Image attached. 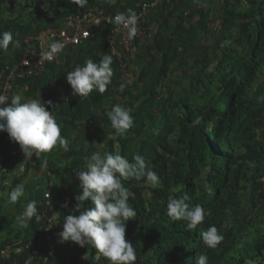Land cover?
I'll list each match as a JSON object with an SVG mask.
<instances>
[{"label": "trees", "instance_id": "trees-1", "mask_svg": "<svg viewBox=\"0 0 264 264\" xmlns=\"http://www.w3.org/2000/svg\"><path fill=\"white\" fill-rule=\"evenodd\" d=\"M144 4L146 43L135 38L121 60L112 51L111 27L103 25L85 43L63 48L40 75L13 85L9 101L17 93L52 101L46 108L69 150L57 146L24 160L19 144L0 132V264H110L91 245L58 236L80 191L74 171L98 150L129 161L138 153L159 177L156 187L122 181L137 213L126 222L134 264H195L201 253L208 264H264V0H87L83 7L74 0H0V33L19 41L0 49V72L17 61L26 38L63 26L75 12L138 14ZM104 54L113 57L107 91L73 95L67 72ZM115 104L133 117L123 134L106 116ZM21 183L25 194L11 203L8 194ZM183 193L205 209L193 230L167 215L169 196ZM31 200L40 219L18 220ZM211 225L224 237L214 249L200 235Z\"/></svg>", "mask_w": 264, "mask_h": 264}, {"label": "clouds", "instance_id": "clouds-1", "mask_svg": "<svg viewBox=\"0 0 264 264\" xmlns=\"http://www.w3.org/2000/svg\"><path fill=\"white\" fill-rule=\"evenodd\" d=\"M74 2L83 7L87 0ZM113 22L128 29L130 36L136 35L138 17L132 9L118 12ZM10 43L19 47V41H13L11 32L0 33V49L7 50ZM64 47L62 41L53 42L49 50L43 53V59L51 61ZM133 48L134 45L130 51ZM125 52L123 49L120 51L121 58ZM112 64L113 57L104 54L98 63L88 59L82 66H75L66 76L72 94L87 97L93 90L99 93L107 91L113 76ZM46 105L52 107V101L42 102L40 96L39 99H27L17 93L9 101L7 95L0 94V132H6L12 141L19 144L24 160H30L33 155L39 158L42 153L50 152L57 146L65 152L69 150V141L61 135V125ZM106 116L117 134H123L133 125L131 110L121 104L113 105ZM3 172L0 169V173ZM74 174L80 191L74 197L75 207L63 217L59 241L72 242L80 247L91 245L110 264H134L136 250L126 238V222L135 219L137 213L129 203L132 193L122 181L129 178L137 181L144 179L156 187L160 182L157 173L147 166L145 158L138 153L129 161L119 152L98 150ZM24 194L25 187L21 183L10 191L8 199L15 203ZM86 201H90L92 206L86 208ZM188 201L187 193L169 196L166 210L174 221H186L187 229L193 230L204 222L205 209L199 204L190 205ZM63 206L67 207V203ZM23 216L29 220L40 219L35 200L27 202ZM200 235L203 243L213 249L224 239L215 225L209 226ZM195 264H208V256L201 253L195 257Z\"/></svg>", "mask_w": 264, "mask_h": 264}, {"label": "built area", "instance_id": "built-area-1", "mask_svg": "<svg viewBox=\"0 0 264 264\" xmlns=\"http://www.w3.org/2000/svg\"><path fill=\"white\" fill-rule=\"evenodd\" d=\"M148 8L149 6L144 4L141 11L137 14L138 22L135 36H130L128 29L118 26L113 22L116 13L110 14L104 11V9L89 7L67 16L63 26L50 27L42 30L35 36L26 38V45L22 49L23 53L17 61L12 66L7 65L5 70L0 72V94L10 97L13 85L18 79L40 75L49 63L57 61L59 53H56L54 59L51 61L43 59V53L49 50L50 44L62 41L65 47L69 45H81L90 37L96 35L103 25L111 27L109 41L112 51L118 57V60H121L120 46L123 47L124 51L129 52L132 45H134L135 38L140 43H145L147 31L150 27L146 22V17L149 13ZM124 66L125 64L123 63ZM48 193L45 195L48 199L47 204H49L50 198ZM24 219L23 214L18 217L20 221H24ZM49 228L50 226L48 225ZM7 252V250L3 251L2 254H7Z\"/></svg>", "mask_w": 264, "mask_h": 264}, {"label": "crops", "instance_id": "crops-1", "mask_svg": "<svg viewBox=\"0 0 264 264\" xmlns=\"http://www.w3.org/2000/svg\"><path fill=\"white\" fill-rule=\"evenodd\" d=\"M213 24H214V25H217V24H218V21L213 22ZM132 51H133V50H132Z\"/></svg>", "mask_w": 264, "mask_h": 264}]
</instances>
